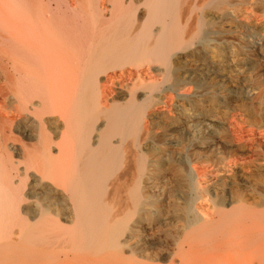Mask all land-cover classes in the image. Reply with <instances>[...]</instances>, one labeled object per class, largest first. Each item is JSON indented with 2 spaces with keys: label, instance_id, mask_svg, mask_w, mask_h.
I'll return each instance as SVG.
<instances>
[{
  "label": "bare ground",
  "instance_id": "6f19581e",
  "mask_svg": "<svg viewBox=\"0 0 264 264\" xmlns=\"http://www.w3.org/2000/svg\"><path fill=\"white\" fill-rule=\"evenodd\" d=\"M186 11L181 0H0V264H264V198L206 200L199 166L175 168L195 194L174 209L171 244L131 243L160 216L145 181L173 165L146 140L179 123L172 109L186 127L194 108L209 111L177 61L196 34L208 43L213 21L192 26ZM233 127L232 140L253 138Z\"/></svg>",
  "mask_w": 264,
  "mask_h": 264
},
{
  "label": "rangeland",
  "instance_id": "374dc122",
  "mask_svg": "<svg viewBox=\"0 0 264 264\" xmlns=\"http://www.w3.org/2000/svg\"><path fill=\"white\" fill-rule=\"evenodd\" d=\"M208 2L181 0V7L196 19L192 26L200 17L213 22L209 26L203 21L202 30L208 31V43L203 44V32L196 34L191 43L179 51L177 65L180 80L190 83L191 91L204 99L203 104L209 111L199 114L200 108H194L190 113L193 118L186 127L182 112L172 109L169 115L180 117L178 126L156 127L145 142L151 154L169 155L173 161L170 170L154 173L145 181L146 197L158 208L156 212L154 208L149 211L160 216L150 225L144 223L143 233L131 243L140 240L147 248L171 244L168 233L181 226L180 216L174 209L186 207L195 194L189 179H181L175 172L177 166L184 171L195 166L204 168L200 187L206 190V200L214 192L226 196L237 193L250 203L264 198V50L259 51V45L264 44L261 39L264 0ZM211 98L215 99L214 103ZM213 107L218 108L212 112L210 108ZM237 124L240 131L253 134V138L248 136L246 141L240 142L232 140V126L237 127ZM243 159L247 162L243 167L229 165ZM191 214L187 212L183 218ZM162 261L161 264H166Z\"/></svg>",
  "mask_w": 264,
  "mask_h": 264
}]
</instances>
